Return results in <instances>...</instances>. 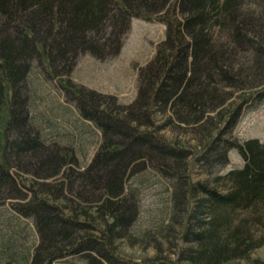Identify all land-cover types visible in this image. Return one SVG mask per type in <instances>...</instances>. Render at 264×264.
<instances>
[{
    "label": "trees",
    "instance_id": "1",
    "mask_svg": "<svg viewBox=\"0 0 264 264\" xmlns=\"http://www.w3.org/2000/svg\"><path fill=\"white\" fill-rule=\"evenodd\" d=\"M133 18L165 26L154 56L139 69L134 99L122 104L114 95L76 86L69 76L79 54L98 60L116 55ZM36 66L101 136L83 166L73 145L48 139L54 123L43 124L31 111ZM240 91L247 105L264 101V0H0V207L31 219L38 236L30 255L10 254L8 244L1 248L0 264L70 258L170 264L132 263L115 253L116 241L138 216L132 200L138 189L129 182L148 168L173 181L170 213L159 230L164 234L168 222L179 220L181 264L249 260L264 244V140L214 139L198 156L201 164L224 166L233 149L242 166L216 175L210 185L191 183L186 151L144 128L160 112L204 132ZM241 108L225 114L226 128L235 126Z\"/></svg>",
    "mask_w": 264,
    "mask_h": 264
},
{
    "label": "rangeland",
    "instance_id": "2",
    "mask_svg": "<svg viewBox=\"0 0 264 264\" xmlns=\"http://www.w3.org/2000/svg\"><path fill=\"white\" fill-rule=\"evenodd\" d=\"M164 33L165 26L156 20L147 22L133 18L116 55L98 60L88 53L79 54L69 78L76 86L114 95L119 103L128 104L136 96L139 69L154 56ZM32 75L35 78L30 76L29 102L33 104L31 111L38 115V120L43 124L45 121H51L56 127L53 128L54 134L48 139L73 145L80 166L87 164L97 150L101 136L90 124L80 120L74 112L76 108L73 103L65 101L63 91L56 88L54 81L45 79L37 66ZM241 94L244 93L235 92L223 107H220L222 115L214 116L204 132L196 126L189 127L179 123L174 117L169 120L166 116L168 114L160 112L153 115L154 125L144 128L151 132L157 131L166 142L186 151L187 156L183 161L187 165L186 174L191 183L207 182L213 185L212 181L216 175H223L230 168L241 167L242 160L237 152L231 149L227 152L228 162L224 166H212L208 169L205 163L201 164L197 160L198 156L205 152L207 145L219 136L221 144L223 140L229 139L264 140V101L247 105L242 102ZM239 104H242V108L235 126L226 128L227 115ZM67 107L72 110V114L65 111ZM165 122L168 124L163 126ZM85 124L91 127V132L84 127ZM220 129H225V132L219 135ZM24 179L27 184L33 180L31 174L26 175ZM172 182L169 177L161 176L152 168L143 172L142 178L130 180L129 185L138 189L136 196L132 197V200L138 203V216L127 235L115 243V253L120 259L132 263L159 260L181 264L177 260V251L183 245L179 238V220L168 222L171 229L166 233L162 234V229L159 230L160 225H166L170 213L169 192ZM34 184L39 185L38 182ZM222 186L224 184L220 183L218 187L223 188ZM14 217L6 207H0V249H4L8 244L13 246L10 254L23 251L30 255L31 246L38 241L32 220ZM256 258L264 261V244L251 253L249 260L236 259L227 264H249ZM70 259L71 261L53 264H84L79 258Z\"/></svg>",
    "mask_w": 264,
    "mask_h": 264
}]
</instances>
